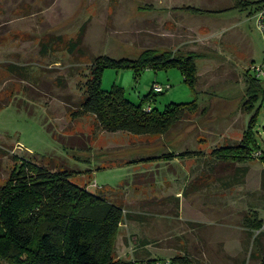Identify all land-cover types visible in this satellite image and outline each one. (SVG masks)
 I'll list each match as a JSON object with an SVG mask.
<instances>
[{"label":"rangeland","instance_id":"374dc122","mask_svg":"<svg viewBox=\"0 0 264 264\" xmlns=\"http://www.w3.org/2000/svg\"><path fill=\"white\" fill-rule=\"evenodd\" d=\"M238 1L0 0V190L22 159L74 170L75 183L104 190L125 207L117 261L188 255L198 264H264V223L247 225L256 211L264 222V162L258 152L230 164L212 154L244 137L252 116L244 109L246 72L264 69V21L248 18L251 8H234ZM82 28V43L64 49ZM59 35L63 41L41 54V41ZM149 48L208 53L197 59V113L167 134L140 136L73 114L96 57L136 59ZM9 63L25 64L29 74L10 73ZM155 83L170 85L152 101L161 110L197 98L177 67H107L102 77L104 89L123 87L135 103ZM53 133L77 135L73 146L83 134L91 148L66 149ZM185 151L196 153L159 158ZM150 157L156 159L144 160Z\"/></svg>","mask_w":264,"mask_h":264},{"label":"trees","instance_id":"16d2710c","mask_svg":"<svg viewBox=\"0 0 264 264\" xmlns=\"http://www.w3.org/2000/svg\"><path fill=\"white\" fill-rule=\"evenodd\" d=\"M184 8L203 12L191 6ZM234 8H251L249 16H253L264 9V0H239ZM62 41V35L55 39H43L41 54H46L49 49L55 48V43ZM82 41L83 28L76 39L71 38L64 43V49L73 52ZM201 57H208V53H186L180 49L159 52L149 48L136 59L100 55L90 66L84 97L73 114L76 117L94 115L100 128L108 132L124 131L139 136L167 134L201 109L197 90V59ZM107 67H134L138 71L177 67L196 92L197 98L191 102H171L161 110L152 101L155 100L154 96L166 90L155 92L153 89L141 102L135 103L126 96L123 87L114 85L110 90L103 88L102 77ZM6 68L13 74H29L25 64L9 63ZM246 78L248 100L244 109L252 116L238 144L225 145L213 151V157L221 163H244L253 159L257 152L264 162L261 133L264 131V125H261L264 78L258 76L254 66L247 70ZM34 81H38V78L35 77ZM4 106L6 103H0V108ZM149 106L151 110H148ZM53 134L66 149L91 148V140L83 134L78 135V146H73L75 141L69 145V140L72 141L77 135ZM195 153L169 152L159 158L171 160ZM153 159L156 157L144 160ZM75 173L70 169H53L30 159H22L13 169L8 183L0 190V264L3 260L9 264H132V261H117L114 258L116 240L127 214L125 207L117 201V197L111 199L104 190L95 192L88 186L75 183L72 180ZM257 214L256 211L255 219L250 218L247 223L256 230L261 229L264 223ZM172 258L179 264H198L188 255Z\"/></svg>","mask_w":264,"mask_h":264},{"label":"built area","instance_id":"2783aa9c","mask_svg":"<svg viewBox=\"0 0 264 264\" xmlns=\"http://www.w3.org/2000/svg\"><path fill=\"white\" fill-rule=\"evenodd\" d=\"M258 18H259L260 25L263 26L262 22L264 21V9L258 13ZM254 68L257 71L258 76L264 78L263 67L262 66H254ZM168 88H170V85L164 86V85L159 84V83H156L154 85L155 92H163V91L167 90ZM151 109H152V107L149 106L148 110H151ZM131 261H132V264H179L172 257L146 258V259L133 258V260H131Z\"/></svg>","mask_w":264,"mask_h":264},{"label":"crops","instance_id":"0c3cea01","mask_svg":"<svg viewBox=\"0 0 264 264\" xmlns=\"http://www.w3.org/2000/svg\"><path fill=\"white\" fill-rule=\"evenodd\" d=\"M248 18H253V16H250V17H248ZM243 24V23H242ZM190 41H188L187 43H189ZM222 54H225L226 55V53L223 51V53Z\"/></svg>","mask_w":264,"mask_h":264}]
</instances>
